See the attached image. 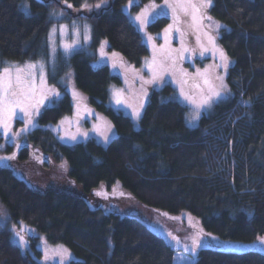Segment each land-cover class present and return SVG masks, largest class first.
I'll return each instance as SVG.
<instances>
[{
  "label": "trees",
  "instance_id": "16d2710c",
  "mask_svg": "<svg viewBox=\"0 0 264 264\" xmlns=\"http://www.w3.org/2000/svg\"><path fill=\"white\" fill-rule=\"evenodd\" d=\"M106 1L109 4L97 12L81 10ZM150 1L138 0L133 12ZM21 2L0 0V65L46 57L44 40L56 12L63 13L65 22L90 25L92 50L58 55L48 83L60 97L40 111L38 126L22 142L21 160L36 150L49 163L65 161L68 176L86 194L111 192L119 185L148 207L170 215L188 212L222 239L251 242L264 234V0H212L205 10L225 26L216 41L231 62L226 81L232 98L189 127L188 107L165 84L150 91L138 128L109 105L110 87L122 85V79L109 65L93 66L102 41L135 66L148 55L140 31L122 10L129 0H27L29 13L20 8ZM169 24L170 19L161 16L147 30L154 34ZM70 71L74 89L113 124L116 136L107 145L92 138L67 146L46 128L72 113V97L59 83ZM241 99L251 103L239 104ZM21 124L16 121L17 127ZM0 204L12 222L39 235L28 238L29 252L0 225V264H40V236L65 246L75 257L69 264L173 263L174 247L138 218L94 208L67 192L36 191L1 165ZM194 264H264V253L201 248Z\"/></svg>",
  "mask_w": 264,
  "mask_h": 264
},
{
  "label": "rangeland",
  "instance_id": "374dc122",
  "mask_svg": "<svg viewBox=\"0 0 264 264\" xmlns=\"http://www.w3.org/2000/svg\"><path fill=\"white\" fill-rule=\"evenodd\" d=\"M203 2L205 0H191V3L196 5H200ZM24 3L25 0H22L20 8L25 13H29L30 9L28 12L23 9L22 5ZM108 4L109 2L106 1L101 4V7H105ZM136 4H138V0H132V3L129 4L128 2L122 7V10L138 28L148 49V55L142 59L139 66L127 62L117 52L109 51L106 41L101 42L95 53L97 54V60L93 63V66L109 65L112 69L111 71L122 79V85H112L110 87L109 105L129 116L133 121L134 127L138 128L140 117L136 118L132 115L133 109L139 107L141 101H143V107L140 108L142 115L150 91L161 88L165 84H170L176 90L177 99L188 107L187 120L192 111V106L183 100L180 96V91L183 88L184 92L193 96V98L199 96L201 89L205 86L203 82L204 77L198 74V71L203 74L207 70V75L212 78L216 75H223L227 84L226 77L228 70L225 73L222 67H216L221 63L219 54H214L212 46L208 45L204 35L206 31L211 35H216L214 24L219 22L211 17L210 20L207 19L209 16L204 10L205 18L201 24L194 25L191 9L189 8L185 11L183 7L177 6V0H168V4L172 5V7L167 6L165 0H161L160 2L151 0L142 6L139 11L133 12L132 8ZM173 8H175V11H173ZM81 10L84 12L92 10L97 12L100 9L96 6H83ZM141 13L150 15L149 22L143 28H141L140 22L135 19ZM161 16L168 17L170 19L169 25H172L167 42L164 30L169 25L154 34L147 30L148 25ZM50 17L53 20V24L44 40L46 57H42L37 61H4L0 65V73L3 72L4 68L14 66L12 68L13 80L16 75L15 68L23 69L24 71L21 73L22 79L28 84L34 83L35 85L33 98L29 101L33 105L30 109L32 124L28 126L27 130L22 131L25 129L27 117L19 109L16 110L15 115L9 111L4 116L5 122L8 125V134L5 136V128L0 126V157H9L15 154V158L0 159V165L10 167L36 191L43 192L52 189L59 192H67L73 196L85 198L90 206L94 208L100 207L107 212L138 218L154 232L163 236L174 247L175 259L173 258L172 264H194L197 252L201 248H213L224 252L259 251L264 253V246L260 245L257 240L243 242L222 239L204 230L199 220L188 212H183L180 215H170L161 210L148 207L127 191L120 189L119 185L113 187L111 192L98 189L86 194L82 187L68 176V166L65 161L61 163H49L46 159L41 158V155L36 150H33L26 160H21L18 157L23 145L22 142L26 140V135L38 126V116L42 108L52 105L53 102L50 101L53 99L57 100L54 98L53 93L59 92L55 87L49 85L48 73L53 71L58 55L61 54L69 57L74 51L82 49L87 50L89 53L92 52L89 48L91 34L88 23L74 20L72 22H65L63 21V15L57 12L51 14ZM61 25L65 26L63 33L60 30ZM149 36L152 37L151 41L148 40ZM215 43L217 47L222 49L217 41ZM64 45H71V48L65 52ZM202 46L207 47V51H204ZM154 57L156 63H153ZM199 62L202 64L199 65ZM28 65H33L34 67L28 68ZM153 72L161 73L164 76L163 82L146 83L152 80ZM41 75L43 76V85L41 84ZM59 83L72 97L73 110L70 115L64 116L56 124H50L46 128L53 132L60 143L67 146H74L78 142L92 138L102 145H107L116 136V131L111 121L91 108L86 103L85 96L74 89L71 71L64 73L60 77ZM144 92H147L146 97L143 95ZM117 93H119L121 101L119 104L116 103ZM40 100L44 102L38 103ZM17 120L22 122L19 127L16 126ZM102 133L107 134L109 137L107 142ZM18 144L20 145L19 147H17ZM8 146L13 147L12 152L7 151ZM0 225L10 229L11 239L17 245L18 238L14 237L12 229L15 226V230L20 232L22 227L23 231L21 235L24 236L27 244V247L23 250L32 252L28 238L39 235H37L34 229L22 223L15 224L12 222L7 210L1 204ZM201 230L202 245L197 248L195 253L185 251L184 246L188 245L190 248L192 243L191 237ZM168 233L175 236L179 243L172 240ZM261 236H264V234ZM37 249L42 255L39 260L40 264H61L62 256L59 254V250L61 249L66 250L63 254V264H69L71 260L75 259L74 255L65 246L49 244L42 236H40ZM45 252L48 254L47 260L44 259Z\"/></svg>",
  "mask_w": 264,
  "mask_h": 264
},
{
  "label": "snow or ice",
  "instance_id": "6c2138e0",
  "mask_svg": "<svg viewBox=\"0 0 264 264\" xmlns=\"http://www.w3.org/2000/svg\"><path fill=\"white\" fill-rule=\"evenodd\" d=\"M132 3V0H129V4ZM165 4L169 7H172V5L168 4V0H165ZM85 7L87 5H84ZM177 6H181L184 8L185 11H187L189 8L191 9V16L194 25L201 24L202 20L205 18V12L204 10L208 9L212 6V0H205V2L201 3L200 5L192 4L191 0H177ZM23 9L28 12L30 9V5L27 3V0H25V3L22 5ZM71 7V5H69ZM97 8L101 7V4L96 5ZM155 7V6H154ZM173 11H175V8H173ZM63 13H61L62 15ZM159 14V13H157ZM150 15L147 13H141L136 16V21L140 22L141 28L145 24L149 22ZM207 19H211L210 17H207ZM63 25L60 26L61 33L64 31ZM225 26L220 23L214 24V29L216 31V35H211L209 32H205L204 35L207 39L208 45L212 46V50L215 53L219 54V59L221 61L220 64H218L216 67H222L227 72L228 68L230 67L231 62L229 61V58L224 53L223 49H220L216 46V39L219 36L220 29L224 28ZM172 28V25H169L168 28L164 30L166 36V42L168 39L169 30ZM179 31V29H177ZM51 36V33H50ZM148 40L151 41L152 37L149 36ZM203 47V46H202ZM71 48V45H64V50L67 52ZM204 51H207V47H203ZM186 51V49H185ZM153 63H156L155 57L153 58ZM14 66H9L3 69V72L0 73V126H3L5 128V136H7V128L8 125L5 122L4 116L7 112H11L13 115H15L16 110L19 109L20 112L24 114L25 117H27V120L25 121V129L22 131H26L28 126L32 124V117H31V111L30 109L33 107L29 101L33 98V94L35 91V85L28 84L25 80L22 79L21 73L24 71L20 68H15V79L13 80L12 76V68ZM28 68H33V65H28ZM151 70V69H150ZM198 74L203 75L204 77V88L201 89V92L197 98H193V96L187 94L184 92L183 88H181L180 96L183 98L184 101H187L189 105L192 106V111L187 117L186 123L189 127H195L197 124V121L201 118L202 115L206 114L208 111H210L213 107L220 103L226 102L228 99L232 98L231 90L228 88L227 84L225 83L224 76L223 75H216L214 78L209 77L207 75V70L205 73L201 74L198 71ZM164 76L161 73L153 72V77L151 81H147L146 83H154L156 81L163 82ZM41 84L43 85V76L41 75ZM59 93H53L54 98H59ZM117 95L116 103H121L119 99V93ZM143 95L146 97L147 92H144ZM241 97H243V93H241ZM43 100H40L38 103H43ZM50 102H55V99H53ZM239 104H250V100H244L241 99L238 101ZM143 107V101H141L139 107L133 109L132 115L136 118H139L140 108ZM38 111V109H37ZM110 130V128H109ZM104 135V139L107 142L109 137L107 134L102 133ZM75 139V137H73ZM20 145L18 144L17 147ZM15 154L13 156L9 157H0V159H14ZM99 194V193H98ZM251 215V214H249ZM13 235L14 237L18 238V245L21 249H24L27 247L25 238L23 235H21V232L23 231V228L21 227L20 232H17L15 230V226H13ZM201 234L202 230L200 232H197L195 235L191 237V247L189 248L188 245H185V251H191L192 253H195L197 248L202 245L201 240ZM169 236H171L172 240L177 241V238L173 236L171 233H168ZM256 240L259 242L260 245L264 246V236H257ZM110 243V242H109ZM66 252V250H59V254L62 256L61 264H63V254ZM45 260L48 259V254L45 252ZM175 259V257H174Z\"/></svg>",
  "mask_w": 264,
  "mask_h": 264
}]
</instances>
